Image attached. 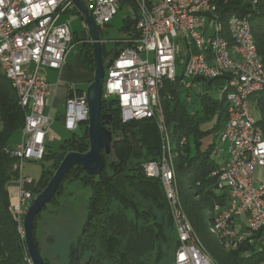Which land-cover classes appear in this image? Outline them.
I'll return each mask as SVG.
<instances>
[{
    "label": "built area",
    "instance_id": "built-area-1",
    "mask_svg": "<svg viewBox=\"0 0 264 264\" xmlns=\"http://www.w3.org/2000/svg\"><path fill=\"white\" fill-rule=\"evenodd\" d=\"M82 1L98 30L109 25L122 2L136 5L139 36L121 41L129 46L106 70L103 100L117 102L124 123L157 118L163 149L158 160L143 168L148 178L162 183L177 236L173 264H216L203 249L179 196L163 107V99L173 101L174 95L164 91L171 85L189 104L202 83L229 77L218 89L226 96L227 121L217 154L227 156L214 175H220L219 189L228 191L230 202L214 217L211 233L230 247L264 231V181L257 179V170L264 169V133L251 107L252 96L264 92V64L250 21L233 15L224 23L211 0ZM68 13L83 17L74 0H0V68L26 114L21 141L8 150L18 171L12 212L23 239L24 219L36 198V181L24 175V164L43 159L55 121L47 112L52 90L44 70L61 71L72 50V21L61 22ZM67 91L63 126L74 134L84 124L88 127L90 110L86 91L73 83ZM186 143L182 137L180 144ZM241 216L246 217L245 230L236 226ZM24 260L34 264L27 249Z\"/></svg>",
    "mask_w": 264,
    "mask_h": 264
},
{
    "label": "trees",
    "instance_id": "trees-1",
    "mask_svg": "<svg viewBox=\"0 0 264 264\" xmlns=\"http://www.w3.org/2000/svg\"><path fill=\"white\" fill-rule=\"evenodd\" d=\"M211 2L217 6L224 23L233 15L246 17L250 21L257 51L264 64V0ZM133 8L135 16L125 20L122 27L125 35L116 40L119 41L116 42L117 48L108 52L102 44L106 70L114 58L129 46L121 41L139 36L134 3ZM75 42L79 45L84 66L94 74L92 43L77 38L74 33ZM228 79V76H222L205 81L189 104L181 100L182 95L174 91L171 85L166 84L164 92L173 93L174 100L163 99L165 119L172 137L183 207L203 249L216 264H264V231L249 235L241 244L230 247L211 233L214 217L230 202L228 191L219 189L220 175H214L224 164H218L215 157L220 156L217 154V140L227 121L226 96L221 94L220 98H214L211 91L213 84L218 90ZM251 107L257 108V121L264 133V92L252 96ZM103 113L112 115L106 128L113 134L111 153L106 155L103 151V173L91 176L80 165L70 169L53 199L37 215L34 239L41 251L37 231L49 208L50 215L59 218L67 210H76V202L83 203L84 216L76 227V240L70 247V264H84L88 252L91 255L86 264H148L150 259L161 255L160 242L165 239L162 226L157 223L155 209L170 213L161 180L148 178L143 168L145 163L158 160L163 149L158 121L152 118L124 123L119 105L113 99L103 100ZM25 115L15 89L5 74L0 72V264H26V245L12 212L13 202L9 191L10 184L18 178V171L15 168L16 160L8 151L15 145L11 144V139L21 134ZM212 121L214 124L207 125ZM209 136H213L214 140L204 147V141ZM182 137L187 139L185 145L180 144ZM174 143L177 144L175 149ZM89 147L88 127L81 135L74 133L65 139L55 151L47 144L41 160V177L34 191L39 193L45 189L67 153H86ZM74 188L75 191H72ZM209 216L212 218L209 219ZM171 229L176 250L177 236L172 219Z\"/></svg>",
    "mask_w": 264,
    "mask_h": 264
},
{
    "label": "rangeland",
    "instance_id": "rangeland-1",
    "mask_svg": "<svg viewBox=\"0 0 264 264\" xmlns=\"http://www.w3.org/2000/svg\"><path fill=\"white\" fill-rule=\"evenodd\" d=\"M134 16H135V11L133 8V2L130 1L122 2L121 7L117 15L114 17V19L109 23V25L105 27L104 30L99 31L102 42H104L106 51L112 52L115 48H117L116 40L121 39L125 35V32H123L122 30L125 20L129 18H134ZM68 20L72 21L71 29L76 33L77 38L88 42V40L90 39V33L87 27L85 26L86 21L81 17L80 18L73 17L71 13L63 15L61 18V22ZM78 53H79V45L77 44V42H75V44L73 43L72 45V52L68 58L69 63H73V62L75 63L79 59V57L77 56ZM81 65H82L81 68L77 69L76 74H78L79 76H84V78H86L87 75L89 74V71L82 63ZM178 70L180 73V71H182V67H179ZM0 72H3L1 68H0ZM44 73L46 75L48 74L49 81L55 80L54 78L55 73H53V71L44 70ZM89 86H90L89 83L81 82L79 87L82 88V90H87ZM216 87L217 86L213 84L211 95L214 98H220L221 92L217 90ZM181 100L184 101L185 96H182ZM252 111L254 115L258 117L259 113L257 108L252 107ZM56 112L59 118L55 124L51 125L49 135L52 136V139L50 138V140L47 141V144L51 145L52 151L57 150L58 146H60V144L65 139L70 138L73 134L66 131L64 126L62 125L63 117L65 114V105L59 103L58 101L56 105ZM214 121H212L210 124L207 125L214 124ZM86 128L87 126L84 124L81 127V129H79L76 132V135L77 136L81 135L82 132L86 130ZM213 140H214L213 136L207 137L204 141V147H206ZM20 141H21V134L18 133L11 139V144H16L19 143ZM217 143H219L218 140ZM176 147L177 144L174 143V149ZM226 156L227 155L225 152L224 154L215 157L216 158L215 160L218 164H223L226 161L225 158ZM41 173H42V161H36V162L27 161L24 164V175L33 178L36 182L40 179ZM176 175H177V183L179 189L178 192L182 201L177 172ZM257 179L259 181H264V169L259 168L257 170ZM75 189L76 188L72 189V191H75ZM43 190L44 189H41L39 193H41ZM39 193L35 192L36 197ZM83 195L84 194H82L81 196ZM155 213L157 215V223L162 226L163 234H165V239H162V241L160 242L161 255L158 258L154 257L153 259H150L147 263L173 264L176 240L173 231L171 229V219H172L171 214L170 213L167 214L164 210L161 209H155ZM49 214H50V208L48 213L46 212L44 213L42 220L39 223V227L37 231V237L41 248L40 252L43 256L48 258L51 264H70L69 263L70 247L71 244L74 243L76 240V236H77L76 227L79 225V222L82 221V218L84 216L83 203L80 204L76 202V210H72V209L69 211L67 210V212L63 213L59 218H57L56 215L51 216ZM211 218L212 216H209V219ZM90 255H91L90 252L86 254L85 260H83L84 264H86V262L90 258ZM102 264H108V263H102Z\"/></svg>",
    "mask_w": 264,
    "mask_h": 264
},
{
    "label": "water",
    "instance_id": "water-1",
    "mask_svg": "<svg viewBox=\"0 0 264 264\" xmlns=\"http://www.w3.org/2000/svg\"><path fill=\"white\" fill-rule=\"evenodd\" d=\"M75 6L82 13L90 33V42L95 55L94 79L86 90L89 105V145L86 153L71 152L65 156L47 187L37 195L24 219L25 245L34 264H47L34 239V221L39 213L55 196L65 175L73 167L80 165L91 176L103 173L105 162L103 151L109 155L112 150L113 134L106 128L112 115L103 113V83L106 67L102 56V39L93 18L82 0H74Z\"/></svg>",
    "mask_w": 264,
    "mask_h": 264
},
{
    "label": "crops",
    "instance_id": "crops-1",
    "mask_svg": "<svg viewBox=\"0 0 264 264\" xmlns=\"http://www.w3.org/2000/svg\"><path fill=\"white\" fill-rule=\"evenodd\" d=\"M73 17H75V16H73ZM71 52H72V50H71ZM71 52L67 56L66 63H65V65L61 71L51 70V71H53V73H55V77H54L55 80L49 81L50 85H51L52 92H51V95L49 96L48 101H47V112L54 116L55 121L53 124H55L59 118V116L56 112L57 102L59 101V103H62L63 105H65L66 101L69 97V94L67 91L68 84L73 83L77 86V88L79 90H82V88L79 87L81 82H86V83L91 84L93 79H94V74L90 70H88L89 74L87 75L86 78H84V76H79L78 74H76L77 69L81 68V66H82L81 63L83 64V62L81 60L80 53H78L77 56L79 57V59L75 63L73 62L74 64L69 63L68 58L71 55ZM47 76H48V74H47ZM48 80H49V78H48ZM59 81H61V83H59ZM84 91H86V90H84ZM62 125H63V123H62ZM50 138L52 139V136L48 135V141L50 140ZM9 191H10L12 202H14L15 199L17 198V195H18V187H17L15 182L10 184ZM236 223H237L236 224L237 227L242 228V230L246 229V227H245L246 226V217L245 216L238 217L236 219ZM46 259L48 260V258H46Z\"/></svg>",
    "mask_w": 264,
    "mask_h": 264
}]
</instances>
